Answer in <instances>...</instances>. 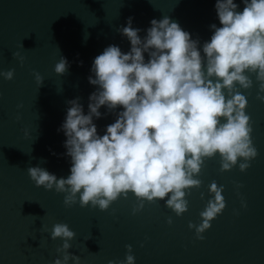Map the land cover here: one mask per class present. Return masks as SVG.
Masks as SVG:
<instances>
[{
	"label": "water",
	"instance_id": "obj_1",
	"mask_svg": "<svg viewBox=\"0 0 264 264\" xmlns=\"http://www.w3.org/2000/svg\"><path fill=\"white\" fill-rule=\"evenodd\" d=\"M215 2L0 0V72L14 70L11 80L0 76V264H53L62 259L57 249L63 240L51 238L56 223L75 232L68 252L79 256L80 264H119L127 245L135 264H264V102L257 99L255 74L249 73L251 88L237 87L248 100L245 111L258 155L245 171L239 169L241 159L221 171L219 155L205 158L196 177L201 185L186 190L188 208L180 216L158 199L145 200L134 212L138 200L131 192L106 210L81 207L78 196L75 204L66 206L65 193L37 187L27 171L40 166L57 178L70 174L66 137L57 131L67 101L79 97L87 114L88 97L97 87L88 81L92 62L108 45L129 51L130 42L118 31L129 17L142 38L153 18L168 16L202 45L212 35L209 26H221ZM234 2L242 11V0ZM61 56L69 67L57 74L54 67ZM34 73L43 78L41 85ZM100 111L107 110L102 106ZM115 119V113L94 119L98 134ZM213 181L223 186L226 206L198 239L189 223L201 222Z\"/></svg>",
	"mask_w": 264,
	"mask_h": 264
},
{
	"label": "clouds",
	"instance_id": "obj_2",
	"mask_svg": "<svg viewBox=\"0 0 264 264\" xmlns=\"http://www.w3.org/2000/svg\"><path fill=\"white\" fill-rule=\"evenodd\" d=\"M242 3L243 10L238 11L234 0H216L221 26L211 24L212 35L202 45L168 16L153 18L142 38L129 17L118 29L130 42L129 51L108 45L92 62L88 81L97 87L88 97L87 114L79 97L67 101L57 131L66 137L70 174L57 178L45 168L31 166L27 171L35 185L65 193L66 206L75 204L78 196L81 207L91 204L106 210L131 192L138 200L134 212L145 200L158 199L180 216L188 208L186 190L201 185L196 177L205 158L219 155L221 171L241 159L239 169L245 171L258 153L245 111L248 100L239 88H251L249 73L255 74L257 99L264 102V0ZM68 67L61 56L54 71L63 74ZM13 75L14 70L0 72L6 80ZM34 75L41 85V75ZM118 107L122 110L116 111ZM108 113H115L116 119L100 135L94 119ZM208 191L211 198L200 212L201 222L189 223L198 239L226 206L223 186L213 181ZM74 237L67 224L53 225L51 238L63 240L57 249L63 258L53 264L69 260L80 264V257L68 252ZM126 247L128 253L119 264H135L131 245Z\"/></svg>",
	"mask_w": 264,
	"mask_h": 264
}]
</instances>
